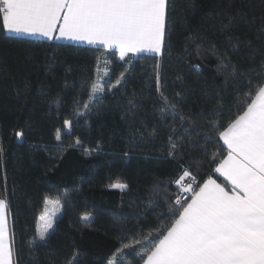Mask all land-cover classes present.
<instances>
[{"label": "trees", "instance_id": "obj_1", "mask_svg": "<svg viewBox=\"0 0 264 264\" xmlns=\"http://www.w3.org/2000/svg\"><path fill=\"white\" fill-rule=\"evenodd\" d=\"M168 27L161 56L123 60L0 27V198L18 264H108L125 244L134 246L120 264H142L174 219L183 171L199 185L223 182L214 172L227 152L217 131L264 81V0H169ZM93 83L104 88L94 98ZM116 183L136 195L133 211L122 209ZM48 199L62 207L44 244L37 229Z\"/></svg>", "mask_w": 264, "mask_h": 264}, {"label": "snow or ice", "instance_id": "obj_2", "mask_svg": "<svg viewBox=\"0 0 264 264\" xmlns=\"http://www.w3.org/2000/svg\"><path fill=\"white\" fill-rule=\"evenodd\" d=\"M168 26L169 0H0V27L8 32L114 48L121 60L129 53H162ZM160 80L157 73L158 92ZM102 92L104 88L98 83L91 85L92 98ZM160 98L176 113V104L169 103L162 92ZM90 107L85 106L86 112ZM64 124L70 132L71 122L65 120ZM15 135L19 138L23 133ZM217 135L227 154L214 172L230 187L211 176L202 185L185 183V178L195 177L184 170L175 182L182 195L170 209L174 219L166 231L154 236L150 250L143 253L144 264H264V81L248 92L242 112ZM55 138L61 140L59 131ZM176 148L172 144L169 155ZM111 187L124 190L127 185ZM189 193L185 199L183 194ZM39 220L38 241L46 244L56 214L41 215ZM14 235L9 205L0 198V264H18ZM133 246L123 245L108 264H120L118 257Z\"/></svg>", "mask_w": 264, "mask_h": 264}, {"label": "rangeland", "instance_id": "obj_3", "mask_svg": "<svg viewBox=\"0 0 264 264\" xmlns=\"http://www.w3.org/2000/svg\"><path fill=\"white\" fill-rule=\"evenodd\" d=\"M123 184V183H121ZM123 193V200H124V207H126V211H133L134 210V197L132 195H130V193L128 192V189H124L122 190ZM133 194V193H132ZM134 196H136L135 194H133ZM61 202H59L56 199H48L47 200V205L45 207L44 212L42 213V215H45L47 213L50 212H54L56 214V219L59 216L60 212H61ZM131 207V208H129ZM41 224V221H40Z\"/></svg>", "mask_w": 264, "mask_h": 264}, {"label": "crops", "instance_id": "obj_4", "mask_svg": "<svg viewBox=\"0 0 264 264\" xmlns=\"http://www.w3.org/2000/svg\"><path fill=\"white\" fill-rule=\"evenodd\" d=\"M6 32L9 34V35H16V36H23V37H30V38H38V39H46V40H48L47 38H43V37H39V36H31V35H25V34H17V33H14V32H8L7 30H6ZM54 41H60V42H67V43H74V44H80V45H88L87 44V42H80V41H73V40H67V39H58V40H54ZM88 46H94V45H88ZM94 47H96V46H94ZM103 48V47H102ZM107 50H114V51H117L118 53H119V51H118V49H107ZM143 53H145V54H155V53H151V52H143ZM132 54H139V53H132ZM156 55H158V56H161L162 55V53H160V54H156ZM222 141V140H221ZM222 143H223V141H222ZM224 145V144H223ZM225 146V145H224ZM226 147V146H225ZM226 154H227V152H226ZM225 154V155H226ZM222 180H223V182L222 181H220V180H218L217 178H215V177H212L213 179H215V180H217V182L218 183H221V184H224L226 187H230V185L228 184V182L226 181V179L224 178V177H222V176H220V174H218V173H216ZM203 184V183H202ZM201 184V185H202ZM198 190V189H197ZM130 195H132L133 197H134V201L136 200V196H134L132 193H130ZM124 200H123V193H122V204H121V207H122V209L123 210H126V207H124ZM129 208H131V207H129ZM142 264H144V262L142 263Z\"/></svg>", "mask_w": 264, "mask_h": 264}, {"label": "built area", "instance_id": "obj_5", "mask_svg": "<svg viewBox=\"0 0 264 264\" xmlns=\"http://www.w3.org/2000/svg\"><path fill=\"white\" fill-rule=\"evenodd\" d=\"M192 176L195 177V180H191L190 178H185V183H193V185L196 186L200 182H199L198 178L194 174H192ZM177 187H178V191H177L175 199L178 196L182 195V188L179 185H177ZM183 195H184V198L187 199V198L190 197L191 194L189 193V194H183Z\"/></svg>", "mask_w": 264, "mask_h": 264}]
</instances>
